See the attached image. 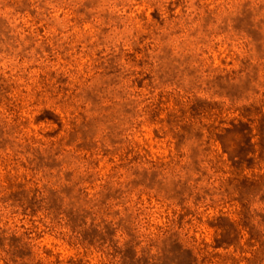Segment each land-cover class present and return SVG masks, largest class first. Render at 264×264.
I'll return each mask as SVG.
<instances>
[{"label": "rangeland", "instance_id": "obj_1", "mask_svg": "<svg viewBox=\"0 0 264 264\" xmlns=\"http://www.w3.org/2000/svg\"><path fill=\"white\" fill-rule=\"evenodd\" d=\"M0 264H264V0H0Z\"/></svg>", "mask_w": 264, "mask_h": 264}]
</instances>
